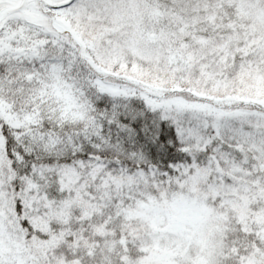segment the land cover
I'll use <instances>...</instances> for the list:
<instances>
[{"label":"snow or ice","instance_id":"snow-or-ice-1","mask_svg":"<svg viewBox=\"0 0 264 264\" xmlns=\"http://www.w3.org/2000/svg\"><path fill=\"white\" fill-rule=\"evenodd\" d=\"M0 264H264V0H0Z\"/></svg>","mask_w":264,"mask_h":264}]
</instances>
